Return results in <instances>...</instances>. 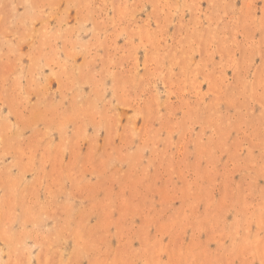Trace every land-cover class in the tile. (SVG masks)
Masks as SVG:
<instances>
[{"label": "rangeland", "instance_id": "rangeland-1", "mask_svg": "<svg viewBox=\"0 0 264 264\" xmlns=\"http://www.w3.org/2000/svg\"><path fill=\"white\" fill-rule=\"evenodd\" d=\"M0 264H264V0H0Z\"/></svg>", "mask_w": 264, "mask_h": 264}]
</instances>
